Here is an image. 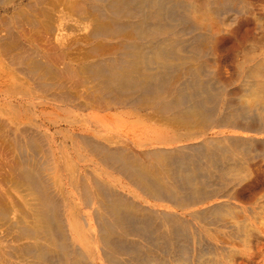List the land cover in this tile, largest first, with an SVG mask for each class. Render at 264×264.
<instances>
[{
    "label": "bare ground",
    "instance_id": "obj_1",
    "mask_svg": "<svg viewBox=\"0 0 264 264\" xmlns=\"http://www.w3.org/2000/svg\"><path fill=\"white\" fill-rule=\"evenodd\" d=\"M260 159L264 0H0V264H229Z\"/></svg>",
    "mask_w": 264,
    "mask_h": 264
},
{
    "label": "rangeland",
    "instance_id": "obj_2",
    "mask_svg": "<svg viewBox=\"0 0 264 264\" xmlns=\"http://www.w3.org/2000/svg\"><path fill=\"white\" fill-rule=\"evenodd\" d=\"M258 166L262 168L264 172V159H260L258 162ZM264 197V184L260 189H258V193H256V198ZM254 203H250L249 205L245 204V208H243V211L240 212L239 216L241 218L247 216L250 221L253 220L257 215L255 213L251 214L247 212V207L252 206L253 209L260 206V203L257 199H254ZM264 212V209H263ZM261 222L264 224V218L260 219L257 223L258 226H260ZM260 224V225H259ZM261 233L258 234V236H254L251 240V248L248 250H245L244 247L241 244V241L238 239H235L234 241L230 236L228 235H219L221 239L224 241H230L231 244L237 245V247L240 249L239 253H234V255L231 256V262L229 264H264V228H260ZM244 250V251H243Z\"/></svg>",
    "mask_w": 264,
    "mask_h": 264
}]
</instances>
